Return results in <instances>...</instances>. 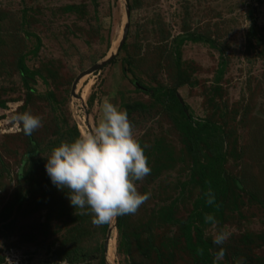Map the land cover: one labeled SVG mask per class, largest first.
<instances>
[{
	"label": "rangeland",
	"instance_id": "rangeland-1",
	"mask_svg": "<svg viewBox=\"0 0 264 264\" xmlns=\"http://www.w3.org/2000/svg\"><path fill=\"white\" fill-rule=\"evenodd\" d=\"M94 1L96 8L92 0H0L3 41H0V102L5 103L0 108V264H6V259L11 264H69L55 254L69 227L56 222L51 232L43 235L46 210L31 212L26 205L19 209L14 206L11 216L3 221L5 209L17 200L19 191L29 188L17 177L27 149L26 135L9 131L10 117L17 111L28 110L41 117L42 127L34 133L46 138L47 143L54 141L52 131L57 127L65 130L76 125L80 134L88 132L87 124L92 128L101 117V104L106 96L122 110L123 105L136 102L146 106L129 117L136 139L147 140L148 147L154 141L163 142L174 157H179V136L167 110L153 103L150 92L137 91L134 82L137 79L145 87L164 90L174 87L176 81L169 75L173 60L165 53L166 60L161 51L164 47L168 49L170 39L181 35L183 20L191 30L214 39L215 46L206 42H186L181 46L182 67L192 73L188 80L191 84L176 89V94L189 107L187 113L196 118L208 116L206 99L216 84L220 64L225 62L216 101L228 110L235 109L228 115L229 124L237 125L241 119L232 128L240 127L239 143L246 152L243 161L250 165V175L260 186L264 185V129H261L264 128V0H143V6L130 13L125 49L121 48L117 57L100 71L84 76L74 97L71 88L75 78L115 52L126 23L124 0ZM67 5H77L86 15L66 14L63 9ZM157 19L163 31L171 36L162 45L158 44L153 24ZM248 34L253 36L250 42ZM21 52L27 53L24 62L28 69L38 73L27 86L16 68ZM125 59L131 60L132 66ZM140 59L145 60L138 62ZM228 166L229 171H238L234 162ZM186 181L188 170L181 163H175L153 183L148 184L145 178L137 181L138 191L151 195L135 214H130L132 222L146 221L164 200L175 197H179L178 216L185 217L198 192L194 189L192 197H188L189 186L182 194L178 183ZM225 227L232 235L224 246L243 251L240 258L245 264L247 256L253 260L251 264L257 259L264 264V242L256 237L264 232V214L258 207L246 208L241 216L229 217L215 231ZM206 232L205 236L212 238V226ZM244 234H251L256 240L249 248L237 242ZM106 235L97 241L103 245L105 264H128L117 253L116 229L111 231L109 251L104 252ZM96 239L98 236L92 235L81 243L85 252L96 247ZM65 247L69 249L68 245ZM178 256L175 264H194L180 249ZM74 264H100V254L78 258Z\"/></svg>",
	"mask_w": 264,
	"mask_h": 264
},
{
	"label": "trees",
	"instance_id": "trees-1",
	"mask_svg": "<svg viewBox=\"0 0 264 264\" xmlns=\"http://www.w3.org/2000/svg\"><path fill=\"white\" fill-rule=\"evenodd\" d=\"M92 3L95 4V1L92 0ZM94 6L96 8V4ZM141 6H143V0H127L130 13L135 9H140ZM63 11L66 14L86 15L85 10L82 11L77 5H67ZM94 13L97 14L96 9H94ZM185 15L187 16V12ZM182 23L181 35L170 39L169 33H165L161 28V21L157 19L153 22L156 26L155 33L159 36L158 44L167 43L170 39L168 49L164 47L161 52H164L163 56L168 54L173 60V66L169 65L171 66L169 75L176 81L174 87L168 90H164L162 87H145L137 79H135L134 86L137 91L150 92L153 103L167 110L166 114L178 134L181 144L179 157H174V153L163 142L154 141L152 147L145 148V155L151 168V174L145 177L146 182L153 183L163 172L170 171L175 163H181L188 170V181L178 183L181 193L184 194L189 186L188 197H192V190L198 189V192L191 204V210L185 217L178 216L179 197L164 200L163 205L154 210L146 221L138 224L132 222L130 214L117 217V253L123 256L128 264H148L149 262L175 264L176 257H179L178 249L189 255L194 264H213L214 253L219 251V247L213 244L212 238L205 236L204 231L211 226L205 223L206 214H213L219 226L225 225L229 217L241 216L246 208L253 206L258 207L264 214V185L260 186V183L250 175V165L243 161L246 152L239 143L240 136L237 133L240 127L232 128L239 125L241 119L237 125L229 124L228 115L235 109L228 110L225 105L219 106L216 101L220 92L218 83L223 75L225 62L222 61L220 64L215 79L216 84L210 89L209 97L206 99V105L209 108L208 116L196 118L191 112L187 113L189 107L183 105L176 94V89L191 84L188 80L192 73H188L182 67L181 46L186 42H206L212 47L215 46L214 39L191 30L185 20ZM248 37L250 42V38L253 36L248 34ZM0 41L3 42L1 35ZM122 49H125V44ZM26 54L22 52L19 54L16 68L27 86L38 73L30 71L25 65ZM165 59H168L167 55ZM142 60L145 59H140L138 62ZM124 62L132 66V61L129 59H125ZM133 62L138 64L134 59ZM49 74L53 73L49 72ZM49 96L51 99L53 98L52 95ZM30 100L27 95V101ZM3 107H5L4 101L0 102V108ZM123 107L127 111L128 117L146 108L145 105L136 102L125 104ZM52 134L55 137L54 141L47 143L44 142L46 138H42L37 133L25 136L27 149L22 155L17 177L29 188L26 191H19L17 200L5 209L3 221L11 216L14 206L19 209L26 205V208L31 212L40 209L46 210L43 235L50 233L52 224L54 227L56 222H63L69 227L55 253L59 260L74 264L78 258H86V256L99 253L100 264H105L103 245L98 244L97 241L104 239L111 226L110 223L100 227L94 226L90 215H82L81 210H76L71 205L67 198L68 190L58 189L51 182L45 168L46 158L52 148L59 146L61 142H72L80 133L76 125H73L65 130L57 127L52 131ZM137 140L142 147L147 142L143 138ZM230 162L235 163V170L238 168L237 172H233L231 169L229 171ZM1 176L2 173H0ZM209 188L215 194L213 205L206 203L204 195ZM92 235L98 236V239L95 240L97 245L91 251L85 252V247L81 246V243L86 242V239ZM256 237L259 242H264V232ZM26 238L33 239L32 236ZM255 241L251 234H244L237 239L241 247L245 248H249ZM66 245L69 246L68 250ZM222 247L225 249V256L220 264H234L235 259L242 256L243 251L241 252L238 247L226 245ZM198 249L203 251L200 252ZM241 250L243 249L241 248ZM246 258L248 259L247 264L253 262L249 256ZM255 264H263V262L257 259Z\"/></svg>",
	"mask_w": 264,
	"mask_h": 264
},
{
	"label": "clouds",
	"instance_id": "clouds-1",
	"mask_svg": "<svg viewBox=\"0 0 264 264\" xmlns=\"http://www.w3.org/2000/svg\"><path fill=\"white\" fill-rule=\"evenodd\" d=\"M10 122L9 131L22 132L26 136L42 127L41 117L30 110L15 112ZM147 147V144L142 147L136 139L127 111L106 96L95 126L88 132H81L72 142H61L52 148L45 168L58 189L68 190L71 205L81 210L82 215H90L93 225L100 227L118 216L135 214L150 198V193L141 194L136 186L137 181L151 174L145 155ZM204 195L208 205L215 203L211 188ZM204 219L212 226L213 244L219 247L214 253L213 264H220L225 256L222 246L232 233L227 227L215 231L218 222L213 214H206ZM6 264L11 261L6 259ZM235 264H245V261L236 258Z\"/></svg>",
	"mask_w": 264,
	"mask_h": 264
},
{
	"label": "water",
	"instance_id": "water-1",
	"mask_svg": "<svg viewBox=\"0 0 264 264\" xmlns=\"http://www.w3.org/2000/svg\"><path fill=\"white\" fill-rule=\"evenodd\" d=\"M125 2V19H126V23L123 27V31H122V36L118 42V45L116 47V50L114 53H110V55L108 57H106L101 63H96L94 65H92L91 67H89L88 69H86L85 71L81 72L74 80L72 88H71V95L76 97L75 94V90H76V86L77 84L80 82V80L89 74H93L96 73L98 71H100L106 64L110 63L114 58L117 57L119 51L121 50L122 46L124 45L125 41H126V37L128 35V31H129V26H130V11L127 7V0H124ZM87 119V118H86ZM88 123V122H87ZM87 128L88 131H90L92 128L90 127L89 124H87ZM113 228L108 229V233L106 235V241H105V245H104V252L107 253L108 252V245H109V241H110V237H111V231H113V229H116V223H117V217L113 220Z\"/></svg>",
	"mask_w": 264,
	"mask_h": 264
},
{
	"label": "bare ground",
	"instance_id": "bare-ground-1",
	"mask_svg": "<svg viewBox=\"0 0 264 264\" xmlns=\"http://www.w3.org/2000/svg\"><path fill=\"white\" fill-rule=\"evenodd\" d=\"M113 228V227H112ZM112 232H115V229H113V231ZM109 251V250H108Z\"/></svg>",
	"mask_w": 264,
	"mask_h": 264
}]
</instances>
